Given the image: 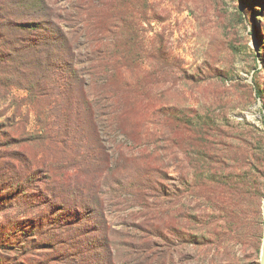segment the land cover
I'll list each match as a JSON object with an SVG mask.
<instances>
[{"label":"rangeland","instance_id":"1","mask_svg":"<svg viewBox=\"0 0 264 264\" xmlns=\"http://www.w3.org/2000/svg\"><path fill=\"white\" fill-rule=\"evenodd\" d=\"M47 1L63 29L77 41L79 61L89 65L102 58L111 66L110 42L101 40L106 31L95 30L91 22V4L98 0ZM134 4L139 75L148 79L155 75L157 85L154 94L150 92V115L142 118L147 122L142 143L135 146L112 126L106 129L107 146L114 158L135 152L142 162L156 165L167 176L160 174L158 179L168 186L181 185L180 179L188 186L197 170L210 173L191 164L198 158L171 151L159 125L161 117L152 112L176 111L189 121L219 126L226 169H219L217 176L222 171L244 177L239 187L244 205L237 219L242 228L223 236L216 215L202 198L186 197L182 200L186 214L194 210L198 216L186 223L187 233L202 234V242L193 245L168 236L175 211L169 206L156 215L161 237L143 235L138 227L147 220L145 203L132 204L130 197L127 204L111 202V195L119 193L111 192L107 181L106 214L117 239L83 235L84 227L77 221H70V228L63 226L69 217L40 196L53 185L46 174L56 156L53 148L27 135L35 130L33 111L23 106L21 113L27 118L19 121L13 115L16 106L0 102V264H259L264 224V0H134ZM87 24L95 30L92 35Z\"/></svg>","mask_w":264,"mask_h":264},{"label":"trees","instance_id":"2","mask_svg":"<svg viewBox=\"0 0 264 264\" xmlns=\"http://www.w3.org/2000/svg\"><path fill=\"white\" fill-rule=\"evenodd\" d=\"M133 2L98 0L91 4L93 27L106 31L101 40L110 42V66L102 58L100 63L91 60L89 65L79 61L77 41L63 29L47 0H0V102L10 101L8 107L16 106L13 115L19 121L27 118L21 113L23 106L33 111L35 130L27 135L31 141H45L53 148L56 156L46 169L53 185L47 194L39 193L57 207L56 211L69 217L63 226L70 228L77 221L84 227L83 235L95 233L99 239H117L106 214L103 186L107 181L111 192L119 193L111 195V202L127 204L130 197L132 204L138 200L145 203L149 212L143 220H147L138 227L143 235L161 237L156 215H161L162 206H169L175 211L168 236L198 245L204 236L187 233L190 227L186 224L198 216L194 210L187 215L182 200L199 197L216 215V227L228 237L242 228L237 219L244 205V191L239 190L244 177L222 171L217 176L219 169H226L219 126L189 121L176 111L152 112L151 116L161 117L159 125L168 136L171 151L198 158L191 164L210 173L208 176L197 170L193 184L188 186L180 178L181 185L168 186L158 179L160 174L163 179L167 176L156 165L142 162L135 152H122L114 158L107 146L105 133L112 126L135 146L142 143V132L147 128L142 118L150 115V96L157 85L155 75L151 74L152 79L139 75V20L133 11L138 6ZM86 26L92 35L95 30ZM17 91L23 96H15ZM148 202L152 204L148 206ZM101 247L106 245L101 243Z\"/></svg>","mask_w":264,"mask_h":264},{"label":"water","instance_id":"3","mask_svg":"<svg viewBox=\"0 0 264 264\" xmlns=\"http://www.w3.org/2000/svg\"><path fill=\"white\" fill-rule=\"evenodd\" d=\"M263 220H264V201H263ZM259 264H264V224H263V238H262L261 255H260Z\"/></svg>","mask_w":264,"mask_h":264}]
</instances>
